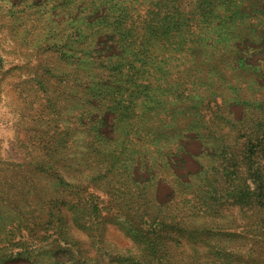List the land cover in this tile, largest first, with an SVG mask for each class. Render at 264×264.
<instances>
[{"label": "rangeland", "instance_id": "374dc122", "mask_svg": "<svg viewBox=\"0 0 264 264\" xmlns=\"http://www.w3.org/2000/svg\"><path fill=\"white\" fill-rule=\"evenodd\" d=\"M0 264H264V0H0Z\"/></svg>", "mask_w": 264, "mask_h": 264}]
</instances>
